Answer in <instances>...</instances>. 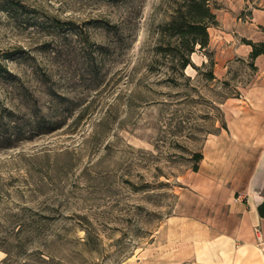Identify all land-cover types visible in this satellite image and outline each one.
<instances>
[{"label": "rangeland", "instance_id": "obj_1", "mask_svg": "<svg viewBox=\"0 0 264 264\" xmlns=\"http://www.w3.org/2000/svg\"><path fill=\"white\" fill-rule=\"evenodd\" d=\"M175 5L0 0L1 62L22 85L0 79V103L26 134L0 148V264H171L178 246L161 242L165 221L179 224L164 237L193 231V220L230 229L232 204L199 185L241 166L221 157L205 168L197 155L227 128L225 100L259 70L223 41L231 28L218 0L197 68L174 71L156 46ZM40 119L59 128L39 132Z\"/></svg>", "mask_w": 264, "mask_h": 264}, {"label": "crops", "instance_id": "obj_2", "mask_svg": "<svg viewBox=\"0 0 264 264\" xmlns=\"http://www.w3.org/2000/svg\"><path fill=\"white\" fill-rule=\"evenodd\" d=\"M221 1L227 9L223 23L231 28L223 32L222 39L232 53L235 50V55L249 57L252 46L240 39L264 41V0L253 4L246 0ZM243 10L251 11L248 19L241 16ZM229 47L222 55H229ZM228 59H224L225 64ZM254 64L259 70L257 78L242 88L240 96L225 100L227 128L208 138L202 161V166L211 161L241 166L235 175H230L229 169L226 180L213 182L206 178L199 185L209 197L232 204V225L227 231L211 233L212 222L193 220L189 222L193 231L178 236L172 232L164 237L179 224L165 221L161 242L178 246L171 252V264H264V243L260 245L257 238L258 228L264 242V54L257 56ZM159 238L157 234L156 244Z\"/></svg>", "mask_w": 264, "mask_h": 264}, {"label": "trees", "instance_id": "obj_3", "mask_svg": "<svg viewBox=\"0 0 264 264\" xmlns=\"http://www.w3.org/2000/svg\"><path fill=\"white\" fill-rule=\"evenodd\" d=\"M251 2L252 0H246ZM175 9L170 20L164 23L161 28V36L156 46V51L164 58H168L171 68L180 75L185 76V70L189 66L197 68L192 61V55L198 49L207 50L210 44V27L218 24L216 9H218L217 0H175ZM249 14L251 11L249 10ZM246 43L252 46L250 57L254 60L257 56L264 54V41H252L244 39ZM209 56V63H214ZM208 79L216 78L213 71L208 74ZM189 78V77H188ZM0 79L12 84L21 86L17 76L10 72L1 62L0 56ZM175 80V78H173ZM1 102V99H0ZM14 112L9 107L0 103V148H10L15 146L16 142L23 139L26 134L18 127L13 119ZM13 124V125H12ZM57 122L46 123L40 119L35 123V128L39 132L48 133L57 130ZM46 126V127H45ZM18 127V128H17ZM198 161L203 159V154L197 155ZM199 169V164L194 166Z\"/></svg>", "mask_w": 264, "mask_h": 264}, {"label": "built area", "instance_id": "obj_4", "mask_svg": "<svg viewBox=\"0 0 264 264\" xmlns=\"http://www.w3.org/2000/svg\"><path fill=\"white\" fill-rule=\"evenodd\" d=\"M257 238H258V242H259V244L260 245H263V240H262V237H261V234H260V231H259V229L257 228Z\"/></svg>", "mask_w": 264, "mask_h": 264}]
</instances>
